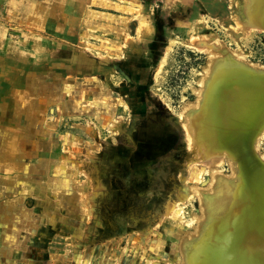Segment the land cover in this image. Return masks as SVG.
I'll use <instances>...</instances> for the list:
<instances>
[{
    "label": "rangeland",
    "instance_id": "rangeland-1",
    "mask_svg": "<svg viewBox=\"0 0 264 264\" xmlns=\"http://www.w3.org/2000/svg\"><path fill=\"white\" fill-rule=\"evenodd\" d=\"M89 12L78 47L95 61L102 95L57 126L72 131L60 138L75 200L72 224L54 239L56 264H193L206 210L239 182L238 158L264 167V6L92 0ZM257 72L245 82L261 88L257 100L235 109L234 131L218 134L209 82L241 92L239 74ZM240 136L243 153L238 139L229 143Z\"/></svg>",
    "mask_w": 264,
    "mask_h": 264
},
{
    "label": "crops",
    "instance_id": "crops-1",
    "mask_svg": "<svg viewBox=\"0 0 264 264\" xmlns=\"http://www.w3.org/2000/svg\"><path fill=\"white\" fill-rule=\"evenodd\" d=\"M91 2L0 0V264H56L72 224L60 138L72 131L57 126L100 105L98 67L78 47Z\"/></svg>",
    "mask_w": 264,
    "mask_h": 264
},
{
    "label": "bare ground",
    "instance_id": "bare-ground-1",
    "mask_svg": "<svg viewBox=\"0 0 264 264\" xmlns=\"http://www.w3.org/2000/svg\"><path fill=\"white\" fill-rule=\"evenodd\" d=\"M259 5L264 6V0H259ZM239 76H242L241 80H243L240 86L241 92L228 88L225 84L222 85L219 77L209 82L210 87L212 86V100L217 101L216 105H218L217 120L215 119L217 128L214 129L218 134L226 135V132L228 134L234 131L232 117L235 116V109L240 108L243 103L247 107L251 101L247 104L246 100L256 98L255 94L261 89L255 88L257 85L251 88L245 86L246 77H258L259 72L255 75L239 74ZM224 81L225 76L222 77V82ZM220 85H225L221 91L217 90ZM256 105L257 103L253 106ZM229 108L232 115L225 119ZM254 111L251 110V115ZM234 138L229 137V143L238 139L239 150L243 153L242 136ZM246 155L247 162H242L239 158L237 162L235 161V165L241 164V167L239 182L232 189L234 193L231 194V198L227 196L224 204L213 203L215 206L206 210L210 225H203L205 231L199 239L200 246L193 250L194 252L197 249L198 254L194 253V260H190L193 264H264V167L256 164L258 161L255 162V158L253 159L251 155L248 153Z\"/></svg>",
    "mask_w": 264,
    "mask_h": 264
}]
</instances>
